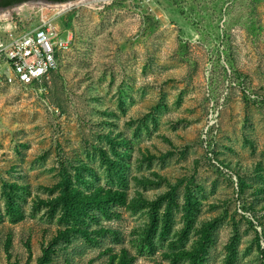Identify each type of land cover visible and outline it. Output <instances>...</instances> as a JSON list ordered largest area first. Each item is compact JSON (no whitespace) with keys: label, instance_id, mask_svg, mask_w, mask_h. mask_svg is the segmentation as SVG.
I'll return each instance as SVG.
<instances>
[{"label":"rangeland","instance_id":"374dc122","mask_svg":"<svg viewBox=\"0 0 264 264\" xmlns=\"http://www.w3.org/2000/svg\"><path fill=\"white\" fill-rule=\"evenodd\" d=\"M45 5L0 10V42L71 40L41 85L0 84V264H264V0ZM62 170L124 202L73 218Z\"/></svg>","mask_w":264,"mask_h":264},{"label":"built area","instance_id":"2783aa9c","mask_svg":"<svg viewBox=\"0 0 264 264\" xmlns=\"http://www.w3.org/2000/svg\"><path fill=\"white\" fill-rule=\"evenodd\" d=\"M70 37L42 28L0 42V84L41 85L57 69V54L70 47Z\"/></svg>","mask_w":264,"mask_h":264},{"label":"trees","instance_id":"16d2710c","mask_svg":"<svg viewBox=\"0 0 264 264\" xmlns=\"http://www.w3.org/2000/svg\"><path fill=\"white\" fill-rule=\"evenodd\" d=\"M22 1L25 0H3L0 3V9H7V8H11L13 7V5H16L15 2L21 3ZM49 2L52 3H67L70 1H74V0H47ZM124 142V140H121ZM118 155H120V153H118ZM104 161L107 163L109 162L108 158H104ZM90 171L89 168H86V166H80L77 170V175H75L76 178H78L77 176L81 174L82 171ZM238 178L239 184L238 187L240 189V191H243L244 187V182L242 180V178H240L239 176H236ZM60 182L55 186V189L60 190L61 192V196H62V200H63V205H65L68 208V211L72 214L71 215L73 218L76 219H81V211H84V209H100L101 211L105 212L107 211V208L110 205H114V204H119V203H123L124 202V194L120 191H115L112 192V190H104L102 188L99 189H95L93 191H83L80 188H75L74 185H72V179L70 178L69 175L64 173V170H62L60 172ZM7 190V189H6ZM174 187L171 188V190L166 193L165 195L159 196L157 198L156 201L152 202V203H148L147 206H149V210H150V229H149V234L152 235V237H154V235L156 234V232L160 229V219L158 216V209L159 207L165 202V201H170V197L172 196ZM7 194L5 195L10 203L11 206H8L9 209V215L11 217H13L12 219L15 220L16 217H20V212H19V208L17 207V205L13 202V198L11 197V195L6 192ZM187 201L189 203H193L192 199L190 198V196H187ZM250 207V206H249ZM253 208L251 207L250 210H252ZM190 212V208H187V212ZM0 217H1V211H0ZM252 219L255 222H258L255 214H252ZM258 224L260 225V222H258ZM167 226V225H166ZM262 237H263V243H264V228L262 229ZM53 241H57V239L53 238ZM148 242L151 243V241L148 239ZM49 256L48 251L45 252V256L43 257L42 262H46L47 257ZM263 258H264V254H263Z\"/></svg>","mask_w":264,"mask_h":264},{"label":"bare ground","instance_id":"6f19581e","mask_svg":"<svg viewBox=\"0 0 264 264\" xmlns=\"http://www.w3.org/2000/svg\"><path fill=\"white\" fill-rule=\"evenodd\" d=\"M108 0H80L79 2H76V3H69V4H65V5H54V6H50V5H45L47 7H55V8H59V10H62L64 8L68 9V8H72V7H75V6H88L89 4L91 3H94V2H106ZM36 4H28V7H32V6H35ZM72 6V7H71ZM22 7H20L19 9H14V10H11V11H8L6 13H3L0 15V20L2 19H8L11 15V13L13 11L17 12V11H20Z\"/></svg>","mask_w":264,"mask_h":264},{"label":"flooded vegetation","instance_id":"af4514ba","mask_svg":"<svg viewBox=\"0 0 264 264\" xmlns=\"http://www.w3.org/2000/svg\"><path fill=\"white\" fill-rule=\"evenodd\" d=\"M2 1H3V0H0V3H1ZM10 1H13V0H10ZM14 1H15V0H14ZM35 1H39V2H42V3H52V2H49V1H47V0H25V1H22L21 3H18V4H17V2H15L16 5H13V6H17V5L24 4V3H28V2H35ZM0 10H2V9H0Z\"/></svg>","mask_w":264,"mask_h":264},{"label":"water","instance_id":"95a60500","mask_svg":"<svg viewBox=\"0 0 264 264\" xmlns=\"http://www.w3.org/2000/svg\"><path fill=\"white\" fill-rule=\"evenodd\" d=\"M77 0H74V1H70V2H67V3H62V4H59V3H42V2H39V1H35L36 3H41V4H47V5H65V4H69V3H74L76 2Z\"/></svg>","mask_w":264,"mask_h":264}]
</instances>
